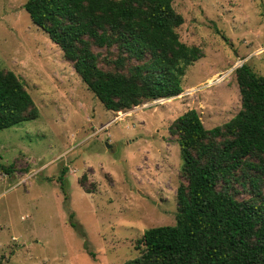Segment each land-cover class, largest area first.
Listing matches in <instances>:
<instances>
[{"label":"rangeland","instance_id":"obj_1","mask_svg":"<svg viewBox=\"0 0 264 264\" xmlns=\"http://www.w3.org/2000/svg\"><path fill=\"white\" fill-rule=\"evenodd\" d=\"M25 2L0 0V70L14 72L38 108L0 130V164L14 169L0 170V260L123 264L140 254L146 229L175 223L182 159L171 122L195 109L206 129L223 125L241 106L235 68L264 76V0H172L180 40L203 56L180 94L118 112L87 88Z\"/></svg>","mask_w":264,"mask_h":264},{"label":"trees","instance_id":"obj_2","mask_svg":"<svg viewBox=\"0 0 264 264\" xmlns=\"http://www.w3.org/2000/svg\"><path fill=\"white\" fill-rule=\"evenodd\" d=\"M24 9L114 112L180 94L203 56L180 40L172 0H26ZM235 78L241 106L229 121L206 129L188 109L171 122L182 159L175 223L146 229L123 264H264V76L243 63ZM37 115L23 82L0 70V130Z\"/></svg>","mask_w":264,"mask_h":264},{"label":"water","instance_id":"obj_3","mask_svg":"<svg viewBox=\"0 0 264 264\" xmlns=\"http://www.w3.org/2000/svg\"><path fill=\"white\" fill-rule=\"evenodd\" d=\"M242 65V64H241ZM240 66V65H239Z\"/></svg>","mask_w":264,"mask_h":264},{"label":"built area","instance_id":"obj_4","mask_svg":"<svg viewBox=\"0 0 264 264\" xmlns=\"http://www.w3.org/2000/svg\"><path fill=\"white\" fill-rule=\"evenodd\" d=\"M156 102V101H155Z\"/></svg>","mask_w":264,"mask_h":264}]
</instances>
